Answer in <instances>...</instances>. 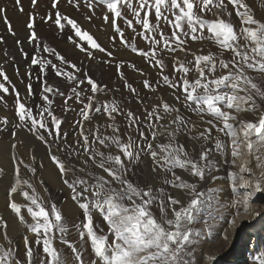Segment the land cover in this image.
Returning <instances> with one entry per match:
<instances>
[{"label": "snow or ice", "instance_id": "snow-or-ice-1", "mask_svg": "<svg viewBox=\"0 0 264 264\" xmlns=\"http://www.w3.org/2000/svg\"><path fill=\"white\" fill-rule=\"evenodd\" d=\"M67 3L78 10L82 5L87 7L91 15L85 19L89 22L97 7L105 9L102 19L114 30L115 35L110 38L113 47L118 38L121 45L144 58L158 73L156 84L145 78L141 81L143 88L158 93L160 87H167L180 106L169 103L162 95L142 97L122 68L130 67L145 76L143 70L134 63L116 61L113 51L82 30L76 19L61 12L60 0H51L43 15L37 10L38 0H30L32 11L28 13L22 0H14L16 12L27 17L24 40L18 38L7 9L0 7V21L28 62L24 95L11 85L15 122L0 115V132L11 126L8 145L11 179L6 190V211L25 229L21 251L9 235V220L0 215V237L6 242L0 243V264H214L213 254L198 255L200 229L195 226L196 214L204 203L202 198H212L213 189H201L200 185L216 179L214 152L230 147L231 163L235 166L242 149H247L255 161L258 172L242 165L239 176L236 172L228 173L234 192L235 181H243L240 187L246 212L252 197L264 192V18L254 11L255 0L253 5L248 0H136V3L67 0ZM258 7L264 9V0H259ZM125 9L131 12L132 19L124 15ZM209 14L211 19L207 18ZM120 19L148 42L147 50L129 42L118 24ZM38 22L54 26L60 32L66 28L72 31L74 36H69V41L89 60L97 59L93 50L104 54L107 59L100 63L115 65L123 88L143 106L142 115L125 109L116 99L101 102L98 94L107 97L120 89L98 83L88 70L42 43L36 30ZM134 25L141 31L137 32ZM164 27L169 33L164 32ZM74 37L86 41L87 47ZM205 39L213 40L218 51L197 54L188 47L190 42ZM25 41L33 47L31 56L24 50ZM5 42L0 36V44ZM177 52L184 53L185 59L177 57ZM42 53H48L59 64ZM4 55L8 56L7 50ZM188 56L192 59L186 60ZM169 59L171 73L166 72ZM34 66L38 68L35 79L41 83V90L40 103L33 107L28 101L36 96L31 71ZM48 71L68 82L70 94L43 78ZM16 74L20 76L19 69ZM0 78L3 81L0 103L6 107L4 95L9 94L6 82H11L3 66ZM56 96L63 98L64 112L73 110L69 101L80 105L78 119L72 125L76 137L72 143L68 140L69 133L61 131L64 121L53 108L51 97ZM152 100L156 102L150 103ZM182 108L196 116L197 121H193L192 115H185ZM97 115L104 117L105 122L96 121ZM118 117L124 121L123 131ZM20 132L31 134L45 146L60 181L69 190L66 200L78 207L81 220L71 226L66 224L47 187L43 189L48 193L45 199L22 176V168L35 176L37 167L34 154H30L29 161L17 155L18 146L24 144L19 139ZM181 136L192 142L190 147L186 146L187 141L180 142ZM56 152L62 153L64 159ZM6 175L5 168L0 166V179ZM39 183L43 185L44 181ZM17 196L27 203L18 202ZM25 209L31 221L26 219ZM97 216L102 218L107 231L96 221ZM231 225L235 227L236 221L232 220ZM71 228L78 233L79 246L65 238ZM228 238L225 233L223 239ZM57 239L70 250L69 256L54 246ZM256 260L264 264V255Z\"/></svg>", "mask_w": 264, "mask_h": 264}, {"label": "rangeland", "instance_id": "rangeland-1", "mask_svg": "<svg viewBox=\"0 0 264 264\" xmlns=\"http://www.w3.org/2000/svg\"><path fill=\"white\" fill-rule=\"evenodd\" d=\"M30 1V0H29ZM250 5H253L254 0H248ZM40 3V4H39ZM133 3H136V0H133ZM23 7L25 9V13L32 11L30 7V2L27 7L24 5L22 0ZM259 0H255L254 11L258 13L261 18H264V9H260L258 7ZM51 0H45L38 2V8L40 14H45V12L50 8ZM0 7H4L7 9L8 18L11 21L14 30L17 32L18 38L24 40L26 32L24 23L27 19L26 15H21L16 12L14 7V0H0ZM60 10L61 12L67 14L70 18L76 19V21L82 26V30H86L91 34L94 39L97 40L101 46L113 51L114 57L116 61L124 60L129 63H134L137 68L142 69L143 72L146 74L145 76H141L138 72H135L130 67L122 68V71L125 72L128 81L133 84V86L140 92L142 97H155L157 95H162L165 100L173 105H176L173 97L171 96V90L167 87H160L158 93H151L148 90L144 89L142 86L141 81L147 78L153 85L156 84L157 80L159 79L158 73L155 69L149 66L147 61L140 57L138 54L133 53L130 48H126L119 43L117 38V42L115 47H113L112 43L110 42V38L115 35L114 30L110 23L105 24L102 19L105 9L101 7H97L95 10V15L93 19L89 22L85 19L86 15H91L87 7L83 5L79 8V10L67 3V0H60ZM12 12V13H11ZM124 15L128 19H132V14L127 9L124 10ZM211 19V15L209 14L208 17ZM235 20V18H233ZM63 23V21H62ZM118 24L121 29L125 33V37L129 40L130 43H134L137 48L147 50L149 48V44L147 41L141 38V36L136 35L133 31L128 28L125 20L120 19L118 20ZM137 29V32H140L141 29L138 25H134ZM39 37L41 38L42 43L48 44L49 47H54L57 51H59L62 55L66 57L67 60L76 63L78 66L84 68L85 70L89 71V74L100 84H106L109 88H119V92L109 93L107 97L103 94H98L97 98L104 102L106 99H116L117 101L121 102V106L125 109H131L133 112L142 115V108L143 106L137 104L135 98H133L122 86V82L117 79V72L115 65H105L100 63L102 59H107L104 54L94 51V55L96 56V60H89L87 59L83 53H81L78 49L75 48L74 44L71 43L68 39L69 36H74L73 32L68 30L67 28L60 32L54 26L49 27L47 24L43 22L37 23L36 28ZM164 32L169 33V29L164 27ZM207 35V33H205ZM0 36H3L5 39V43L0 44V66H3L6 74L9 77V81L11 82L8 84L6 82V86L9 87V94L4 95V100L6 101V107L4 103H0V115L7 116L10 120L15 122L14 112H13V105H14V94H12V87L14 85L16 89H18L22 95L25 93V84L27 83V77L25 76V72L28 70V62L23 59L20 52L18 51V46L15 43V39L7 33L6 27L2 21H0ZM75 40L79 41L78 37H74ZM83 46L87 47L86 41H79ZM24 50L29 53L31 56L34 52L33 47L29 45L26 41L23 43ZM189 48L196 50L197 54H207V52H217L218 47L213 40L205 39L202 41H195L190 42L188 45ZM7 50L8 56L4 55V51ZM177 57L181 59H185L184 53L177 52L175 54ZM42 56L48 59H53L54 63L59 64L58 61H55L54 57L49 56L48 53H42ZM167 56V53H165ZM14 57V59H13ZM192 57L188 56L186 60H191ZM168 63V68L166 69L167 73L172 72V61L169 59L166 61ZM19 69L20 76H17L16 70ZM70 70V69H69ZM33 72V91L36 94L35 99H30L28 103L33 107L40 103L39 99V92L41 90V83L35 79V75L38 72L37 67H33L31 69ZM48 81L49 84L53 86H58L62 92L65 94H70V85L63 77H56L53 72L48 71L47 76L43 77ZM171 78V77H170ZM23 80V82H22ZM0 82L2 78H0ZM85 87V86H82ZM54 100L53 108L55 113L62 118L64 121L61 126L62 132H68L69 137L68 140L70 143L74 142L76 139L74 132H73V122L78 119L77 110L79 109L80 105L69 101V104L72 107V111L64 112L62 110L63 105V98L60 96L51 97ZM156 102L154 100L149 101ZM180 106V105H176ZM182 111L185 115H192L190 112L184 110ZM193 121H197V117L192 115ZM96 121L100 123L105 122V118L102 116L97 115L95 118ZM117 122L121 126V131L124 130V121L118 117ZM88 125L86 124V127ZM11 131V126L9 125L5 131L0 132V152L7 158V164L10 165L9 159V133ZM215 135V131L213 133ZM19 139L24 141V144L18 146L17 155L20 158H23L25 161H29L30 154H34L36 157V167L37 173L33 176L32 173L28 172L26 169L22 168V176L24 178L29 179L37 189V192L44 197L45 199L48 198V193H45L43 189L47 187L48 192L51 194V200L54 201L57 206L62 210L65 216V223L71 226L73 222H78L81 220L82 214L78 207L71 202L70 199L66 200V197H69V190L63 186L62 182L60 181L58 170L55 166L51 163L50 159L48 158L47 150L45 146L40 142L37 141L31 134L27 132H20ZM226 139V138H225ZM187 138L185 136L180 137V142H186ZM191 141H187L186 146H191ZM211 147V145H209ZM56 151V145H53V152ZM243 154L236 158V165L233 166L231 163V149L230 147L225 151L221 152H214L212 159L216 163V169L213 172V175L216 176L214 181H206L205 183L200 185L201 189H206L207 187H211L213 189L212 198L209 200L208 196L203 197L204 203L202 204L199 212L197 215V220L195 222V226L200 229V236H199V249L198 255L200 252H204L205 247L210 241H214L217 236L219 229L224 224H229L232 228L231 221L235 220L238 214H244V220L247 219L249 211H245L244 206V197L242 195L243 188L240 185L243 183L242 180L237 179L235 181L237 190L233 191V180L228 176L230 171L236 172L237 176L240 175V167L243 165L245 167H251L253 171H259V169L255 166V161L253 160L252 156L247 153V149H242ZM8 153V154H7ZM61 159H64L62 153L56 152ZM244 156V157H243ZM242 157V158H241ZM244 158V159H243ZM240 161V162H239ZM242 161V162H241ZM42 165V167H41ZM254 167V168H253ZM245 179L247 178V173L244 174ZM11 179V170L9 176H5L4 178L0 179V215H4L10 223L9 228V235L15 241V244L20 248L22 251V236L25 231L24 226L18 225L15 220H13V216H11L6 211V190L9 185ZM40 180L44 181V184L41 185L39 183ZM263 192L256 193L251 201H250V209L252 204L263 202L264 198L262 196ZM179 196L178 192H174ZM18 202L27 203L23 201L22 197L17 196ZM231 202V203H230ZM233 202V203H232ZM234 206V207H233ZM249 209V210H250ZM26 215V219L31 221L30 216H27L26 209L23 210ZM6 214H4V213ZM264 214L260 215V217H256L251 222H245L246 226H241L242 231L246 232V237L244 239L238 240L237 243H234L233 250L238 252H248L250 248H254V254L249 258V264H258L256 258L264 255V238L261 237L264 234ZM241 216V217H242ZM96 221L104 227V230L107 231V226L102 221V218L97 216ZM236 221V220H235ZM237 223V221H236ZM244 227V229H243ZM225 233L228 234V243L232 242V240H236V235L231 233V230H227ZM261 235V236H260ZM224 236V234H223ZM238 237V236H237ZM66 239L77 243L79 246V237L78 233L74 228H71L69 234L65 237ZM0 243H5L3 238L0 237ZM54 246L62 251L65 256H69L70 250L67 249L66 245H63L57 239L54 241ZM240 247V249H239ZM236 248V249H235ZM90 253V249H89ZM248 254V253H246ZM250 254V253H249ZM226 256L228 253L225 254ZM232 253L229 254V258L237 259V254H234L232 257ZM228 257L225 259L228 260ZM88 258V254L85 255V259ZM221 264V263H220Z\"/></svg>", "mask_w": 264, "mask_h": 264}, {"label": "bare ground", "instance_id": "bare-ground-1", "mask_svg": "<svg viewBox=\"0 0 264 264\" xmlns=\"http://www.w3.org/2000/svg\"><path fill=\"white\" fill-rule=\"evenodd\" d=\"M41 1H45V0H38V2H41ZM29 2H30L29 0H23V3H24V5L26 7L29 4ZM3 154H2V152H0V166H3L5 168L6 172L8 173V175H6V176H9L11 169H10L9 165L7 164V162H8L7 158ZM175 195H177V194H175ZM262 196L264 198V192L262 193ZM254 212H258L260 214L259 215H254L253 214ZM262 214H264V201L252 204L251 209L249 210V214L247 216V219L244 220L245 217L243 218V216H245L246 213H244V214L242 213V214H238L237 217L235 218V220L237 221L235 227L231 228L228 223L222 225L220 227V229H219L217 238L214 241H210L207 244V246L204 249V252L211 253V254H213L215 256L214 264H220V263L221 264H249V258H251V256L254 254V248H250V250H248V252H246L248 254H246L244 251L240 252L241 250H238V252H235L233 250V247H234L233 244L237 243V239L242 241V239H244L246 237V232H244V230L242 231V227L241 226H246V225H244V224H246L245 223L246 221L249 223V222L253 221L256 217H260V215H262ZM263 217H264V215H263ZM229 228L231 230V233L236 235V240L235 241L232 240V242H230V243H228V240H224L223 239V234H225V232L227 230H229ZM243 229H244V227H243ZM262 238H264V234L261 237V239ZM239 249H240V247H239ZM226 253H228L227 256L225 255ZM230 253L233 254L232 257L234 256V254H237L238 258L234 259V260L231 259V257L229 258L228 256H229ZM226 257H228V260L225 259Z\"/></svg>", "mask_w": 264, "mask_h": 264}]
</instances>
